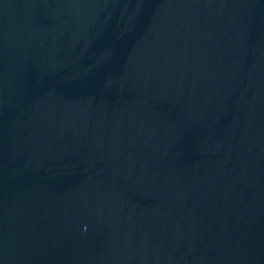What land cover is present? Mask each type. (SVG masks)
Segmentation results:
<instances>
[{"label": "water", "instance_id": "1", "mask_svg": "<svg viewBox=\"0 0 264 264\" xmlns=\"http://www.w3.org/2000/svg\"><path fill=\"white\" fill-rule=\"evenodd\" d=\"M0 264H264V0H0Z\"/></svg>", "mask_w": 264, "mask_h": 264}]
</instances>
